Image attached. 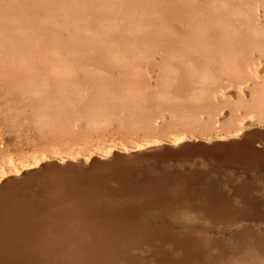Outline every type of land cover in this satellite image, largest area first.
I'll list each match as a JSON object with an SVG mask.
<instances>
[{"label": "rangeland", "instance_id": "obj_1", "mask_svg": "<svg viewBox=\"0 0 264 264\" xmlns=\"http://www.w3.org/2000/svg\"><path fill=\"white\" fill-rule=\"evenodd\" d=\"M230 143L264 156V0H0V174L45 157L49 172L203 168L245 178L262 210L264 164ZM261 210L211 228L214 249L234 253L245 224L264 238Z\"/></svg>", "mask_w": 264, "mask_h": 264}, {"label": "bare ground", "instance_id": "obj_2", "mask_svg": "<svg viewBox=\"0 0 264 264\" xmlns=\"http://www.w3.org/2000/svg\"><path fill=\"white\" fill-rule=\"evenodd\" d=\"M226 148H232V160L264 164V156L249 148ZM101 149L106 155L117 150ZM46 160L1 170L0 264H264V238L256 226H240L234 253L226 254L223 240L214 249L219 241L211 228L261 210L258 192L245 178L227 175L229 189L203 168L184 180L178 177L182 168L178 174L143 168L134 176L121 157L88 171H45ZM160 217L165 223L158 224Z\"/></svg>", "mask_w": 264, "mask_h": 264}, {"label": "water", "instance_id": "obj_3", "mask_svg": "<svg viewBox=\"0 0 264 264\" xmlns=\"http://www.w3.org/2000/svg\"><path fill=\"white\" fill-rule=\"evenodd\" d=\"M231 145H233V143H230V144H226V146L227 147H229V146H231ZM234 146V145H233ZM257 151V150H256ZM257 152H259V153H264V151L263 150H258Z\"/></svg>", "mask_w": 264, "mask_h": 264}]
</instances>
